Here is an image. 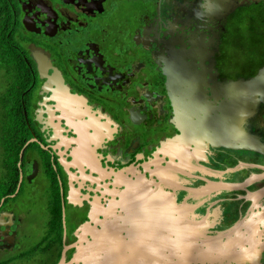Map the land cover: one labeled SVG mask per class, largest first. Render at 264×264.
<instances>
[{
  "label": "flooded vegetation",
  "instance_id": "flooded-vegetation-1",
  "mask_svg": "<svg viewBox=\"0 0 264 264\" xmlns=\"http://www.w3.org/2000/svg\"><path fill=\"white\" fill-rule=\"evenodd\" d=\"M194 42L219 79L257 71L264 0H0V255L111 264L174 210L264 211V147L179 140L164 65ZM243 127L264 145V103Z\"/></svg>",
  "mask_w": 264,
  "mask_h": 264
},
{
  "label": "water",
  "instance_id": "water-1",
  "mask_svg": "<svg viewBox=\"0 0 264 264\" xmlns=\"http://www.w3.org/2000/svg\"><path fill=\"white\" fill-rule=\"evenodd\" d=\"M204 45L194 42L188 50L173 51L164 65L174 106L173 121L182 131L179 140L261 149L264 145L257 140L258 135L243 125L264 103V64L251 76L219 79L213 59H196ZM254 194L255 199L262 196L264 187ZM172 216L157 217L163 220L161 227L148 235L162 240L143 245L159 250V255L142 259L133 255L111 264H264V211H253L223 230L216 229V222L208 216H199L192 206L174 210ZM87 250L83 247L80 254ZM59 264L69 262L63 256Z\"/></svg>",
  "mask_w": 264,
  "mask_h": 264
},
{
  "label": "bare ground",
  "instance_id": "bare-ground-1",
  "mask_svg": "<svg viewBox=\"0 0 264 264\" xmlns=\"http://www.w3.org/2000/svg\"><path fill=\"white\" fill-rule=\"evenodd\" d=\"M264 194L260 197H263ZM258 197V198H260ZM262 199V198H261ZM153 229H156L158 228L157 225L155 226H152ZM145 226H144V222L141 224V226L138 228L140 230L139 233H137V235L134 237L133 239V242L131 243L132 244V247H131V250L130 251V254H131V258L129 259H132L133 258V255H136L138 256L139 258H145V257H149V258H153L157 255H159V250L157 251H152V249H148V248H145L143 247V245L145 244H148L152 241H157L158 243L162 240V237L160 236H152V235H148L151 230H145ZM189 246H190V243H189ZM93 254L97 253V250H93L92 251ZM97 254L94 255V259H97V260H102L103 257H100V256H96ZM106 261H115V258L110 254L107 258H105Z\"/></svg>",
  "mask_w": 264,
  "mask_h": 264
},
{
  "label": "rangeland",
  "instance_id": "rangeland-1",
  "mask_svg": "<svg viewBox=\"0 0 264 264\" xmlns=\"http://www.w3.org/2000/svg\"><path fill=\"white\" fill-rule=\"evenodd\" d=\"M0 165H1V156H0ZM1 174H2V170L0 167V175ZM0 264H36V263L32 262L29 259L25 249L18 248L14 251H10V252L8 251L0 255Z\"/></svg>",
  "mask_w": 264,
  "mask_h": 264
},
{
  "label": "trees",
  "instance_id": "trees-1",
  "mask_svg": "<svg viewBox=\"0 0 264 264\" xmlns=\"http://www.w3.org/2000/svg\"><path fill=\"white\" fill-rule=\"evenodd\" d=\"M263 64H264V59L256 60V66H262ZM244 72L245 71H243V73ZM255 72L256 71H254V70H248L244 75H241V76H247L248 77V76H251V75L255 74ZM234 77L238 78L239 76L234 75ZM4 106H5V104L0 105V108H2L3 111L5 110ZM5 128H6V126L4 124H0V134H4L6 132ZM9 193H10V191H8L6 189V186H5V177L2 176L1 177V183H0V200H1L2 197L6 196Z\"/></svg>",
  "mask_w": 264,
  "mask_h": 264
}]
</instances>
